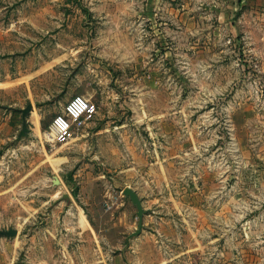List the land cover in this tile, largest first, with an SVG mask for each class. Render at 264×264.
<instances>
[{
	"label": "rangeland",
	"instance_id": "374dc122",
	"mask_svg": "<svg viewBox=\"0 0 264 264\" xmlns=\"http://www.w3.org/2000/svg\"><path fill=\"white\" fill-rule=\"evenodd\" d=\"M57 56L31 137L0 142V230H18L0 264L32 246L48 264H91L99 247L114 264L126 240L70 224L126 200L138 228L127 187L176 264H264V0H0V82ZM0 88L3 106L25 104ZM88 91L96 116L51 140V111Z\"/></svg>",
	"mask_w": 264,
	"mask_h": 264
},
{
	"label": "crops",
	"instance_id": "0c3cea01",
	"mask_svg": "<svg viewBox=\"0 0 264 264\" xmlns=\"http://www.w3.org/2000/svg\"><path fill=\"white\" fill-rule=\"evenodd\" d=\"M55 69H58V56L53 61L41 62L39 67L36 69L35 67H31L30 71L26 69L22 71L21 70L19 71L18 69V71H15L16 68H13L12 73H9L7 75L8 78L7 81L0 82V84L3 85L4 83L7 84L8 91H12L14 90V88L15 89L23 88L26 95L23 98V100L25 101L24 105H20L15 101L11 102L8 106H3L2 104H0V137H1L0 142L1 143L11 141L12 137L14 139V136L19 133L21 128L18 129V131L17 128H19L20 120L22 126L21 113L17 111L9 110L8 109L9 107H13L16 109H23L27 106V104L32 103L33 110L28 119V122H30V118L32 119L34 114L37 115L39 114L40 116H42L41 113L42 107L40 106V103L44 101H51V97L58 92V83L52 84L51 82V78L53 75L52 72ZM94 74L95 76L97 75L96 72H94ZM36 77L39 78L38 80L40 85L44 83L46 87H48V91L40 98L36 97L33 100L32 99L34 97L33 80ZM3 89L4 88H0V91H2ZM77 91H78V86H75L74 88H71L68 91V94L70 95L75 94ZM84 96L88 99H95L96 93L93 91H88L87 94H85ZM73 97H71V99ZM63 109H64L63 106L59 108L58 107L54 108L51 111L53 117L55 118V116L59 114L58 111L62 113ZM0 182H1V178H0ZM1 194L2 193L0 192V195ZM70 200H68V202H70ZM95 207H97L96 204H91V208H95ZM91 208L89 209L90 213L88 212V214L85 213L83 209L81 210L84 212V214H82L78 210L76 211L77 221H72V224H70V231L73 234L79 235L80 231L81 232L86 231L87 233L90 232L93 236H96V238L98 235L102 238L106 237L107 239L109 237H112L116 240L115 244L112 243L113 248L117 249V246L121 242V240L127 241V237L137 230L136 222L132 215L131 208L127 205L126 200H122L120 201V203L119 201L118 203L116 202L115 208L109 214H107V212L102 213L100 209L98 210L92 209L91 211ZM168 223L169 221L166 222V225H168ZM172 228H173V224L171 225V229ZM163 237L164 238H162L161 241L162 244L159 242V245H156V242L159 239V237L157 239L156 233L154 234L152 232V226H150L149 222L144 217V229L142 233L139 236L132 238L129 245H127V242L125 241L126 242L125 249H127L126 252L120 248L117 249L118 250L117 252L119 253L117 256L114 257V264H176V259L178 258L179 255H176L174 253L173 254L168 253L167 243L170 244L171 240L168 239L169 241H166L167 237L166 236ZM0 241H1L0 249H2V251H6V247L10 244H5L3 242L4 240H0ZM16 241L17 240L15 239L14 243H16ZM108 244H109L108 246H110V242H108ZM34 248L36 247L32 246L29 249V253L27 255L28 261L26 262V264H48V262L46 261V254L44 251L41 250L42 247L39 246L37 251H35ZM158 248L160 251L158 250ZM98 252L101 253V257L98 258L97 262H93L91 264H109L108 261L110 260V253H108V251L103 252L102 248L100 247L98 249ZM69 264H75V263L69 262Z\"/></svg>",
	"mask_w": 264,
	"mask_h": 264
},
{
	"label": "built area",
	"instance_id": "2783aa9c",
	"mask_svg": "<svg viewBox=\"0 0 264 264\" xmlns=\"http://www.w3.org/2000/svg\"><path fill=\"white\" fill-rule=\"evenodd\" d=\"M97 107L90 99L82 95L74 96L64 106L63 112L55 116L50 127L51 140L57 143H67L73 138V126L79 125L83 120L96 116Z\"/></svg>",
	"mask_w": 264,
	"mask_h": 264
},
{
	"label": "water",
	"instance_id": "95a60500",
	"mask_svg": "<svg viewBox=\"0 0 264 264\" xmlns=\"http://www.w3.org/2000/svg\"><path fill=\"white\" fill-rule=\"evenodd\" d=\"M8 109L21 113L22 126H21L19 133L17 134V136L15 138V142L19 143L23 139H29L31 137V129L29 126L28 119H29V117L32 113V110H33L32 103L27 104V106L23 109H16L13 107H9ZM55 183L59 184L60 180L56 179ZM123 194L126 198H128L132 202L133 206L136 208L137 217H138V221H139L137 230L134 233H132L130 236L127 237L126 242H127V245H129L132 238H135L142 233V231L144 229V217L147 214V211L144 208L142 199L140 198V196L138 195V193L134 189H132L131 187H127L123 190ZM61 200H67L68 201V200H70V196L68 194H64L62 196ZM17 235H18V230L14 229V228H10L8 230H0V240L2 238H15Z\"/></svg>",
	"mask_w": 264,
	"mask_h": 264
},
{
	"label": "bare ground",
	"instance_id": "6f19581e",
	"mask_svg": "<svg viewBox=\"0 0 264 264\" xmlns=\"http://www.w3.org/2000/svg\"><path fill=\"white\" fill-rule=\"evenodd\" d=\"M33 119H34L36 125H38L39 124V120H38V116L36 114H34ZM49 140H50V138H49ZM59 164H61V163L58 162V166H59ZM54 166L57 168V164H54Z\"/></svg>",
	"mask_w": 264,
	"mask_h": 264
}]
</instances>
